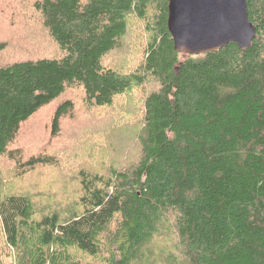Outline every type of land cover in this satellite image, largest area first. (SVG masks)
I'll return each instance as SVG.
<instances>
[{"label": "trees", "instance_id": "trees-1", "mask_svg": "<svg viewBox=\"0 0 264 264\" xmlns=\"http://www.w3.org/2000/svg\"><path fill=\"white\" fill-rule=\"evenodd\" d=\"M247 7L248 49L191 55L174 47L169 0H0V54L1 34L31 26L50 51L0 57L6 264H264V0ZM136 23L148 32L143 56L130 69L108 64ZM136 89L141 108L122 99ZM94 110L113 113L101 133L128 124L115 152L103 150L114 161L63 171L61 193L41 190L31 175L65 162L52 140ZM33 119L49 139L21 144ZM96 147L80 149L91 159ZM156 240L160 250L145 249Z\"/></svg>", "mask_w": 264, "mask_h": 264}, {"label": "rangeland", "instance_id": "rangeland-1", "mask_svg": "<svg viewBox=\"0 0 264 264\" xmlns=\"http://www.w3.org/2000/svg\"><path fill=\"white\" fill-rule=\"evenodd\" d=\"M131 30L128 37L125 40V46L122 50L119 49L115 53H118L114 56L109 57L108 64L120 66L124 69H130L140 60L143 56V50L148 38V32L141 28L138 23L131 25ZM32 26L26 31L24 27L19 30H8L7 32L1 34V37L8 41L7 50L3 51L0 54L2 60H13L17 58L25 57H35L41 54H49L50 51L44 47V44H39L34 39H32ZM156 83L151 82L148 86V89L152 90L156 88ZM143 95L144 90L136 89L131 98L128 100L126 97L122 99L126 101H132L133 107H142L143 105ZM102 114L107 113L106 115L98 114V110L91 111V113L84 114L78 118H72L64 126L63 132L58 139L52 140L53 150L59 153V155L65 160L62 162L60 160L59 167H54L50 169H43V171L38 174H33L30 177V180L35 182L36 177L40 178V189L48 188V186H53V190H56L57 193L63 191L61 179L63 171L72 170L74 171L77 165L84 164L88 166H100L106 162L114 161L115 156H109L105 154L103 150L109 149V153L115 152V141L116 135L121 133L122 127H127L128 124L120 125H107L105 127V132L101 133L97 131L102 130V127L98 124H105L108 122V117L113 113H110L108 110H101ZM112 112V110H111ZM19 142L21 144H27L32 141L33 138L37 136H44L40 138L49 139V133L47 129H42L36 125L35 120L27 123L23 127L21 132ZM97 144L96 152L94 157L91 159H86L84 152L80 149L83 145H88L92 147L93 143ZM113 149V150H112ZM2 167L4 170L9 172H14L16 169V164L12 161L2 159ZM64 199V194H60ZM156 243L147 244L145 249H152L157 252L160 250L161 246L164 245L163 241ZM0 248L3 251V260L4 263H9L13 260V249L10 247L6 241V236L2 228L0 227ZM149 262L153 258H148Z\"/></svg>", "mask_w": 264, "mask_h": 264}, {"label": "water", "instance_id": "water-1", "mask_svg": "<svg viewBox=\"0 0 264 264\" xmlns=\"http://www.w3.org/2000/svg\"><path fill=\"white\" fill-rule=\"evenodd\" d=\"M168 28L175 49L191 55L217 51L230 42L246 50L256 36L247 0H169Z\"/></svg>", "mask_w": 264, "mask_h": 264}]
</instances>
